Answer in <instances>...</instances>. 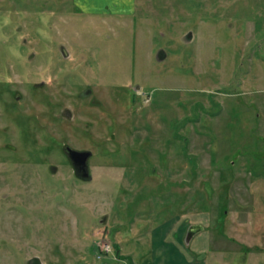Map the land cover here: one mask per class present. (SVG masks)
I'll return each mask as SVG.
<instances>
[{
  "label": "rangeland",
  "instance_id": "rangeland-1",
  "mask_svg": "<svg viewBox=\"0 0 264 264\" xmlns=\"http://www.w3.org/2000/svg\"><path fill=\"white\" fill-rule=\"evenodd\" d=\"M175 232L264 264V0H0V264H172Z\"/></svg>",
  "mask_w": 264,
  "mask_h": 264
},
{
  "label": "crops",
  "instance_id": "crops-1",
  "mask_svg": "<svg viewBox=\"0 0 264 264\" xmlns=\"http://www.w3.org/2000/svg\"><path fill=\"white\" fill-rule=\"evenodd\" d=\"M171 233V232H170ZM183 233V232H182ZM182 233L179 234V232H175V239H170V235L168 234H163L160 238V243L161 244H169L170 245V259L169 261L172 263V264H183L184 261H187V262H191L190 261V258H188L187 256L184 255L183 251H182ZM204 232L203 231H200L198 233H196L193 237H192V242H195L194 240H196V238H198L199 236H203ZM177 236V238H176ZM199 238H202V237H199ZM221 238V237H220ZM207 237L204 235V239L202 240V244H200V242L198 240H201V239H198L195 243H194V248H193V251H192V256L194 257V260H195V263L196 262H200L201 260H204V256L206 257V263L208 262L209 258H210V255H203V252H212L213 249H210L209 248V243L208 245L205 244V242L207 243L206 241ZM224 240V239H223ZM220 241V245H219V250L223 249L222 251L224 252L225 250V247L226 246V243L224 241ZM175 251V255L177 256H180L179 258L175 257L173 258V252ZM214 252V251H213ZM200 259V260H199ZM193 260V259H192Z\"/></svg>",
  "mask_w": 264,
  "mask_h": 264
},
{
  "label": "flooded vegetation",
  "instance_id": "flooded-vegetation-1",
  "mask_svg": "<svg viewBox=\"0 0 264 264\" xmlns=\"http://www.w3.org/2000/svg\"><path fill=\"white\" fill-rule=\"evenodd\" d=\"M64 50V48H62V51ZM63 54L64 55H67L66 54V52L65 51H63ZM36 89V88H39L38 87V85H35V86H31L30 87V89L32 90V89ZM5 89H7V91L8 92H12V90L10 89V87L7 85L6 86V88ZM3 95V94H2ZM8 101H6L5 103H6V108H7V110L8 111H10V109H9V107H8V105H14V106H16V109H14V111L15 112H17V111H19L20 109H21V107H20V105L17 103V102H15V103H7ZM20 116H23V118L21 119V120H25V119H28L29 120V117L28 116H26L25 114H23V113H21L20 114ZM20 120V121H21ZM52 136V138L54 137L53 135H51ZM69 145H64V146H62V152L63 153H65L66 154V156L68 157V160H69V164H72V167H73V169H74V173L76 174V176L78 177V178H80V179H84V180H87V179H89V178H86V176L84 175L89 169H87V167H85V166H82V165H79V164H76L75 162H74V160L71 158V156H70V153H69ZM30 153H35V152H30ZM30 156H33V155H30ZM91 157V156H90ZM90 157H89V159H90ZM12 159H14V158H12ZM30 159V161L29 162H31V158H29ZM89 159H88V164H89ZM19 162V161H22V159H14V162ZM49 166H51L53 169H54V167L55 166H52V165H50L49 164ZM86 168V169H85ZM89 172V171H88ZM189 228V227H188ZM188 228L186 229V231L185 232H187L188 231ZM27 264H29L28 262H27ZM30 264H34V263H32V261L30 260ZM40 264H42V261H41V263ZM59 264V263H58ZM60 264H62V263H60Z\"/></svg>",
  "mask_w": 264,
  "mask_h": 264
},
{
  "label": "water",
  "instance_id": "water-1",
  "mask_svg": "<svg viewBox=\"0 0 264 264\" xmlns=\"http://www.w3.org/2000/svg\"><path fill=\"white\" fill-rule=\"evenodd\" d=\"M69 153L71 158L74 160L76 164L87 167L88 159L92 155L91 150H78L72 147H69ZM86 169V168H85ZM88 169V167H87ZM90 173L87 171L84 175L88 176ZM204 226L202 224H192L188 229V233L186 236V241L190 242L191 238L198 232L202 231ZM32 263L40 264L41 260L39 257H34L31 259Z\"/></svg>",
  "mask_w": 264,
  "mask_h": 264
},
{
  "label": "built area",
  "instance_id": "built-area-1",
  "mask_svg": "<svg viewBox=\"0 0 264 264\" xmlns=\"http://www.w3.org/2000/svg\"><path fill=\"white\" fill-rule=\"evenodd\" d=\"M107 249V248H106Z\"/></svg>",
  "mask_w": 264,
  "mask_h": 264
},
{
  "label": "trees",
  "instance_id": "trees-1",
  "mask_svg": "<svg viewBox=\"0 0 264 264\" xmlns=\"http://www.w3.org/2000/svg\"><path fill=\"white\" fill-rule=\"evenodd\" d=\"M119 250V249H118Z\"/></svg>",
  "mask_w": 264,
  "mask_h": 264
}]
</instances>
